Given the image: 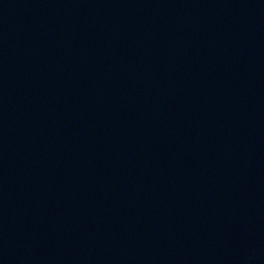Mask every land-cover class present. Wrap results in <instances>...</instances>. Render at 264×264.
I'll return each mask as SVG.
<instances>
[{
	"label": "water",
	"instance_id": "obj_1",
	"mask_svg": "<svg viewBox=\"0 0 264 264\" xmlns=\"http://www.w3.org/2000/svg\"><path fill=\"white\" fill-rule=\"evenodd\" d=\"M0 264H264V0H0Z\"/></svg>",
	"mask_w": 264,
	"mask_h": 264
}]
</instances>
